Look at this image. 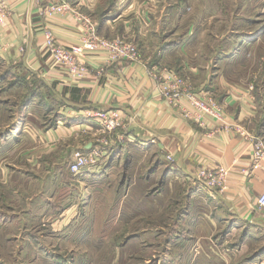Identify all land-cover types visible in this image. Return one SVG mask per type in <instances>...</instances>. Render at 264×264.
I'll return each instance as SVG.
<instances>
[{
    "label": "crops",
    "instance_id": "crops-1",
    "mask_svg": "<svg viewBox=\"0 0 264 264\" xmlns=\"http://www.w3.org/2000/svg\"><path fill=\"white\" fill-rule=\"evenodd\" d=\"M66 1L71 6L69 13L47 19L36 0H0L9 12L5 25L0 26V58L5 65H18L41 82L30 107L37 108V103L40 108L48 107L40 119L34 116V127L29 125L28 111L21 127L0 138V197L7 200L3 207L15 209L23 204V217L50 224V229L54 228L51 233H55L58 222L96 219L86 211L93 208L91 202L102 190L115 192L112 206L120 211L139 205L131 204L138 199L134 195L137 187L141 188V202H146L144 207L154 206L150 201L176 191L179 200L175 205L183 206L176 221L188 222L196 247L212 238L216 223L225 227L226 240L238 236L262 244L264 210L256 201L264 191V161L254 167L252 157L254 139L264 143V117L247 88L224 75L222 66L230 64L228 50V55L223 51L212 66L209 58L193 55L188 38L197 27L190 26L184 37L180 21L172 31L166 30L160 0ZM81 16L96 24L100 37L136 44L140 62L110 63L105 53L86 52L82 62L89 69L88 77L69 83L44 52L43 28L47 26L61 45L70 48L81 44L85 36ZM158 65L175 67L197 90L208 91L223 107L226 121L242 134L237 130L214 133L180 119L158 95V83L149 76V70ZM45 93L52 97L49 105L41 103ZM110 110L123 111L127 123L125 129L105 140L99 136L93 116ZM72 128L84 130L87 136L71 137ZM96 148L105 150L99 165L102 171L94 167L72 174L69 164L74 155ZM201 166L227 170L224 190H208L198 181ZM93 189L97 191L91 195ZM33 191L36 193L26 195ZM74 192L83 196L82 205L77 204ZM13 199L17 204H10ZM58 210L63 211L60 217ZM80 237L77 233L76 238Z\"/></svg>",
    "mask_w": 264,
    "mask_h": 264
},
{
    "label": "rangeland",
    "instance_id": "rangeland-1",
    "mask_svg": "<svg viewBox=\"0 0 264 264\" xmlns=\"http://www.w3.org/2000/svg\"><path fill=\"white\" fill-rule=\"evenodd\" d=\"M160 5L165 9L166 30L172 31L180 21V35L184 37L190 26L197 27L188 38L193 55L209 58L212 66L223 51L224 56L229 52L230 64L222 66L224 75L247 88L257 104V111L264 117V0H160ZM255 40L260 42L255 43ZM243 42L246 44L241 48ZM200 62L205 64L203 60ZM163 67L177 72L173 66ZM25 72L18 65H5L0 58V138L10 136L21 127L28 111L32 127L34 116L40 119L48 113V107L40 108L39 103L37 108L30 107L31 100L37 99L35 91L41 87V82ZM177 73L195 92H208L197 90L186 75ZM51 98L45 93L41 103L47 101L49 105ZM72 129L73 138L87 136L84 130ZM110 135L100 129L99 136L105 140ZM97 169L102 171L99 166ZM136 190L137 202L131 201V204L139 205L133 204L134 207L121 208V211L112 206L115 192L91 190V195L98 196L90 204L93 208L86 212L97 220L91 218L89 222H82L81 218L69 224L58 222L55 233H51L52 225L23 217V204L15 209L3 207L7 200L1 201L0 197V213L3 214L0 264H258L260 261L264 264V242L238 236L226 240L225 227L220 223H216L212 238L200 241L196 247L188 222L176 221L181 218L183 209L175 205L179 200L178 192L170 191L164 199L150 201L154 206L144 207L141 188ZM3 195L9 197L8 193ZM73 195L77 204L82 205L83 196L78 192ZM10 204H17L16 199ZM62 212L58 210L56 214L60 217ZM77 233L81 234L80 238H76Z\"/></svg>",
    "mask_w": 264,
    "mask_h": 264
},
{
    "label": "built area",
    "instance_id": "built-area-1",
    "mask_svg": "<svg viewBox=\"0 0 264 264\" xmlns=\"http://www.w3.org/2000/svg\"><path fill=\"white\" fill-rule=\"evenodd\" d=\"M36 2L41 6L42 15L47 19L71 11V6L66 0H36ZM8 17L9 12L4 4L0 3V26L5 25ZM80 19L83 21L85 36L81 44L70 48L61 45L47 26L43 28L44 52L69 83H80L88 77L89 69L82 62L86 52L105 53L110 63L140 62V51L136 44L120 39L102 38L98 35L96 24L83 16ZM149 76L158 83V95L168 107L177 112L180 119L201 128H210L214 133L232 130L241 133L236 125L226 121L223 107L213 96L206 92H195L175 70L158 65L149 70ZM93 118L100 129L109 133L125 129L127 123V117L121 110L101 111ZM246 137L251 138L250 135ZM254 140L252 165L257 167L264 161V143L259 139ZM104 157L105 150L101 148L87 153H76L69 170L74 175H80L87 169L99 166ZM167 159L172 161L171 157ZM227 175V170L222 166H201L197 179L206 189L221 192L225 188ZM256 205L264 210V191L258 194Z\"/></svg>",
    "mask_w": 264,
    "mask_h": 264
}]
</instances>
